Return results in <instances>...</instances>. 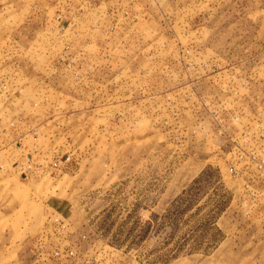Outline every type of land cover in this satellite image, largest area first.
Segmentation results:
<instances>
[{
	"label": "rangeland",
	"instance_id": "rangeland-1",
	"mask_svg": "<svg viewBox=\"0 0 264 264\" xmlns=\"http://www.w3.org/2000/svg\"><path fill=\"white\" fill-rule=\"evenodd\" d=\"M43 233L53 264H264V0H0V264Z\"/></svg>",
	"mask_w": 264,
	"mask_h": 264
},
{
	"label": "built area",
	"instance_id": "built-area-1",
	"mask_svg": "<svg viewBox=\"0 0 264 264\" xmlns=\"http://www.w3.org/2000/svg\"><path fill=\"white\" fill-rule=\"evenodd\" d=\"M235 119H240V117H236ZM234 171V168L232 169ZM53 223L56 224L55 226V232H59L61 229H64L65 222L62 218L59 216H56L55 218L52 219ZM48 236L45 235L44 233L42 235H38L36 238H34L35 241V252L32 257V261L30 264H53V252L51 254H48L46 250L44 249L45 242L47 241ZM38 245V247H37ZM56 255L59 254L58 251H55ZM48 257H51V259H48Z\"/></svg>",
	"mask_w": 264,
	"mask_h": 264
},
{
	"label": "crops",
	"instance_id": "crops-1",
	"mask_svg": "<svg viewBox=\"0 0 264 264\" xmlns=\"http://www.w3.org/2000/svg\"><path fill=\"white\" fill-rule=\"evenodd\" d=\"M30 252H31V251H30ZM28 256H29V252H26V253L24 254V256H23V261H22V263H24V258L27 259ZM21 257H22V256H21Z\"/></svg>",
	"mask_w": 264,
	"mask_h": 264
}]
</instances>
